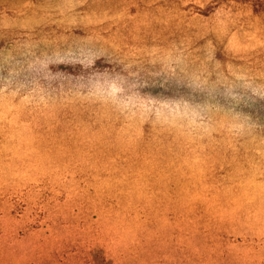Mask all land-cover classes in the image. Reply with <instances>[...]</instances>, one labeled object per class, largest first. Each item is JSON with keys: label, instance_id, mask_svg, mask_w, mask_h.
<instances>
[{"label": "rangeland", "instance_id": "rangeland-1", "mask_svg": "<svg viewBox=\"0 0 264 264\" xmlns=\"http://www.w3.org/2000/svg\"><path fill=\"white\" fill-rule=\"evenodd\" d=\"M259 1L0 0V264H264Z\"/></svg>", "mask_w": 264, "mask_h": 264}, {"label": "trees", "instance_id": "trees-1", "mask_svg": "<svg viewBox=\"0 0 264 264\" xmlns=\"http://www.w3.org/2000/svg\"><path fill=\"white\" fill-rule=\"evenodd\" d=\"M215 2H217L218 4H223L220 7H223L224 9H226L225 11H243L246 10L248 7H253L254 9H257L258 6L253 5L251 6L254 2V0H213ZM260 5H263V1L260 0L259 1ZM259 5V4H258ZM260 103V102H258ZM262 105V107L264 108V103H260Z\"/></svg>", "mask_w": 264, "mask_h": 264}]
</instances>
